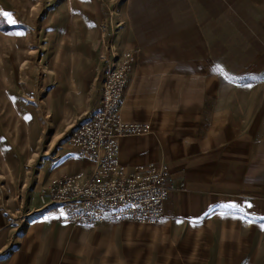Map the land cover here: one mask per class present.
Listing matches in <instances>:
<instances>
[{"label":"crops","instance_id":"0c3cea01","mask_svg":"<svg viewBox=\"0 0 264 264\" xmlns=\"http://www.w3.org/2000/svg\"><path fill=\"white\" fill-rule=\"evenodd\" d=\"M110 19L109 47L135 58L119 113L150 126L121 137L119 159L164 162L184 186L136 239L131 225L116 238L115 226L84 244L67 239L72 224L51 221L48 235L61 238L48 241L45 215L35 218L6 264H81L88 244L99 264H128L136 241L135 255L157 243L163 263L264 264V0H117ZM96 92L91 108L63 110L71 129L98 107ZM66 162V174L88 167L75 148Z\"/></svg>","mask_w":264,"mask_h":264},{"label":"rangeland","instance_id":"374dc122","mask_svg":"<svg viewBox=\"0 0 264 264\" xmlns=\"http://www.w3.org/2000/svg\"><path fill=\"white\" fill-rule=\"evenodd\" d=\"M116 1L0 0V264L8 262L28 222L40 216L45 215L43 236L60 241L59 228L48 235V223L66 222L56 210L42 206L38 191L50 179L71 171L66 161L74 154L67 141L73 120L63 110L71 111L84 101L90 108L94 104L100 59L109 53L107 29ZM159 219L152 224L126 220L98 227L68 223L72 231L67 239L77 241L83 235L86 244L93 231L107 232L115 226L117 238L126 225L132 226L136 239ZM136 244L131 242L126 249L128 264L163 263L157 243L152 241L138 255ZM91 247L85 248L81 264H99ZM104 264L127 262L109 259Z\"/></svg>","mask_w":264,"mask_h":264},{"label":"built area","instance_id":"2783aa9c","mask_svg":"<svg viewBox=\"0 0 264 264\" xmlns=\"http://www.w3.org/2000/svg\"><path fill=\"white\" fill-rule=\"evenodd\" d=\"M108 51L111 59L101 75L98 107L72 127L67 139L88 167L50 179L39 188L38 197L42 206H55L59 219L67 223L152 224L162 216L169 194L184 183L175 181L164 162L127 166L120 161L121 137L146 133L150 126L125 121L119 113L133 52L115 53L110 47Z\"/></svg>","mask_w":264,"mask_h":264},{"label":"snow or ice","instance_id":"6c2138e0","mask_svg":"<svg viewBox=\"0 0 264 264\" xmlns=\"http://www.w3.org/2000/svg\"><path fill=\"white\" fill-rule=\"evenodd\" d=\"M4 15H5V16H7V15H9V14H7V13H4Z\"/></svg>","mask_w":264,"mask_h":264}]
</instances>
